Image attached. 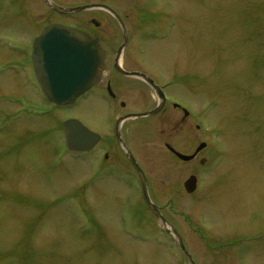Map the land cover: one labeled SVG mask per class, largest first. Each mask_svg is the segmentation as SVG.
<instances>
[{"label":"rangeland","instance_id":"374dc122","mask_svg":"<svg viewBox=\"0 0 264 264\" xmlns=\"http://www.w3.org/2000/svg\"><path fill=\"white\" fill-rule=\"evenodd\" d=\"M142 3L124 0L133 12L130 19L143 14ZM165 12L175 13L173 24H178L170 28L163 17L167 29L149 46L153 64L147 67H171L173 52L179 55L184 99L194 109L203 108L204 127L219 128L222 153L205 165L197 159L168 163L162 156L155 161L153 146L158 155L163 153L161 146L150 144L149 134H141L138 166L151 200L170 215L183 239L184 228L189 229L184 213L191 220L188 224L196 225L195 216L200 215L214 221L212 228L222 233L250 236L231 253L218 249L212 264H264V115L263 123L256 125L231 86L222 90L229 75V81L246 84L243 69L249 64L233 51L215 48L217 40L261 33L256 20L263 16L264 0H146L148 25L156 13ZM24 31L21 23L0 19V264H183L181 252L148 212L137 181L120 188L131 192L124 198L123 193L114 198L107 182L91 189L92 196L87 194L89 168L65 148L61 123L75 117L102 131L104 112L96 103L88 105L92 100L82 97L73 105L54 107L39 94L30 106L39 115L22 114L18 99L28 96L23 67L29 57L9 49L23 45L17 38L25 37ZM175 41L182 47L176 50ZM261 110L264 114V102ZM37 117L46 126L33 130L41 123ZM135 123L147 124L148 129L151 121ZM190 149L184 145V154ZM190 175L197 176L194 193L182 186ZM106 239L114 242L105 243ZM188 249L199 263L209 264L204 247Z\"/></svg>","mask_w":264,"mask_h":264},{"label":"flooded vegetation","instance_id":"af4514ba","mask_svg":"<svg viewBox=\"0 0 264 264\" xmlns=\"http://www.w3.org/2000/svg\"><path fill=\"white\" fill-rule=\"evenodd\" d=\"M142 5L143 9L139 13L143 14L136 15L137 20H135L136 16L134 15L133 19L129 18L133 12L127 9L124 0H0V19L21 23L25 30V37L17 38L23 45L9 49L18 50L29 57V61L23 67L24 84L29 89L28 96L18 99L21 100L22 114L39 115L30 106L32 107V103L38 99L39 94L46 99L31 62L33 41L46 26L58 24L78 29L96 38L104 50V67L100 79L80 98L91 99L92 102H88V105L96 103V106H93L99 108L100 112H104L103 120L106 125L102 131L85 125L98 135L97 140H89L91 145L89 144L87 150L69 152L72 157L75 156L77 160H84L87 163L90 176H87L86 188L87 194L90 196H92L91 189L107 182L114 193V198L118 197L120 193H123L122 198H124L131 192H125L126 190L121 192L120 188L130 187L137 181L141 195L146 201L136 166L140 165L137 146L143 133L149 134L150 144L158 143L162 148L159 150H163V153L161 151L162 154L158 155L156 145L153 146L155 151L151 152V159L155 161L162 156L164 162L169 161L168 163L171 161L184 163L197 159L199 165H205L210 157L216 158L222 153L218 140L220 137L219 128L204 127L205 115L201 111L203 108L194 109L184 99V67H177L179 55H175L173 52L171 67H165L160 71L156 67H147V65L153 64V52H150L152 49L149 46L161 35L162 30L167 29L164 27L163 17L168 18L167 23L170 28H173L178 24L177 20L176 24H173V17L176 14L169 15L165 12V15H160L156 13L162 18L157 19L155 15L152 18L153 23L148 25L144 20L146 0H143ZM77 7L86 8L80 11L71 10ZM154 12L156 11L154 10L151 14ZM169 19L172 21L170 22ZM256 21L257 26L261 28V33L259 30L255 34L251 33L250 36L241 37L242 39L229 38L222 42L217 40L215 48L233 51L236 53L235 57L243 59L249 64L243 69L246 79L249 80L246 84L240 85L229 81L231 77L229 75L224 77L228 83H224L222 90L231 86L232 93H237L239 101L245 103V109H248L247 114L255 120L256 125H261L264 115L261 110L264 102V67H261L264 66V12L263 16ZM173 45L176 46V50L182 47V44L179 47L177 41ZM149 53L151 56L148 60ZM34 92L36 98L33 96ZM251 101H253V105H250ZM211 106L218 105L211 102ZM154 110L156 112L150 116L143 115ZM239 112L238 110L237 113L239 114ZM148 118L151 121L148 129L146 128L147 124L146 127H141L140 124L135 123ZM37 119L41 123L32 127L33 130L46 126L41 117H37ZM129 122H131L129 125L131 127L127 128L126 125ZM47 129L48 127L43 131L46 132ZM187 144L191 148L189 155H193V157L184 161L179 155L184 156V145ZM109 182L112 183V186L109 185ZM182 186L184 188V181ZM148 194L151 198L150 190H148ZM152 197L155 198L156 194L154 193ZM146 205L152 219L161 228L157 214L147 201ZM157 208L164 217L166 225L173 226L182 238L185 248L183 264H201L194 258V253L188 249L190 246L204 247L207 256L211 258L208 263L212 264L214 253L218 249L225 248L231 253L238 242H247L250 238L247 234H225L221 230H215L212 228L214 221L203 216L200 217V215L195 216L196 225L188 224L187 222H191V220L184 213V223L186 222L189 229L184 228L183 239L180 230L172 223L170 215L163 212L161 208ZM91 210L92 208L89 209V215L94 223ZM163 232L169 238L168 241L177 245L172 232L166 229ZM104 242L112 243L114 241L106 239Z\"/></svg>","mask_w":264,"mask_h":264},{"label":"water","instance_id":"95a60500","mask_svg":"<svg viewBox=\"0 0 264 264\" xmlns=\"http://www.w3.org/2000/svg\"><path fill=\"white\" fill-rule=\"evenodd\" d=\"M85 8L77 7L71 10L80 11ZM117 19L120 21L118 17ZM31 59L40 87L48 101L57 106H68L98 82L104 67L105 53L98 40L89 34L54 24L46 26L34 39ZM155 112L156 110L143 115L149 116ZM62 126L65 142L70 150H86L91 145L89 140L98 138L97 134L77 119L65 120ZM179 156L184 161L193 157L185 154ZM137 170L145 199L159 217L161 224L165 226L163 216L149 198L144 173L138 166ZM195 188L196 177L191 175L184 182V189L191 193ZM167 230L172 232L184 252V244L179 233L172 226H168Z\"/></svg>","mask_w":264,"mask_h":264}]
</instances>
